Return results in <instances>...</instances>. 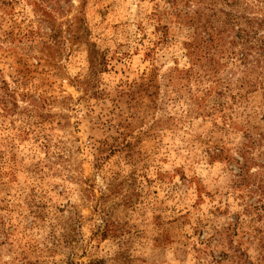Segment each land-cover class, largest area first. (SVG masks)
Instances as JSON below:
<instances>
[{
    "label": "rangeland",
    "instance_id": "rangeland-1",
    "mask_svg": "<svg viewBox=\"0 0 264 264\" xmlns=\"http://www.w3.org/2000/svg\"><path fill=\"white\" fill-rule=\"evenodd\" d=\"M205 3L0 0V264H264V91L206 79Z\"/></svg>",
    "mask_w": 264,
    "mask_h": 264
},
{
    "label": "trees",
    "instance_id": "trees-1",
    "mask_svg": "<svg viewBox=\"0 0 264 264\" xmlns=\"http://www.w3.org/2000/svg\"><path fill=\"white\" fill-rule=\"evenodd\" d=\"M203 1L206 2L204 5L207 4V9H204V5L202 6L203 10L199 9L202 14H200L198 24L195 25L192 21L185 24L195 28V39L202 54L214 59L221 57L228 63L226 68L208 73L206 79L214 81V78L219 76L225 87H230L235 83L239 93L248 89H262L264 91V33L258 38V30L262 28L263 21L259 23L250 15L240 11L236 12L234 9L240 4V1L229 3V7L233 9L231 12L224 8L218 12L214 8L215 2L228 0ZM222 14L226 16L227 26L220 31L218 23ZM223 72L230 74V85L225 83L221 75ZM194 76L196 77V75ZM218 79L215 81L219 82ZM225 92L223 91V94H226ZM243 157L244 160L247 158L246 155ZM229 259L231 260L230 264H262V262L254 263L244 255L231 257L228 254H224L219 260L217 259L216 264H224V261Z\"/></svg>",
    "mask_w": 264,
    "mask_h": 264
}]
</instances>
